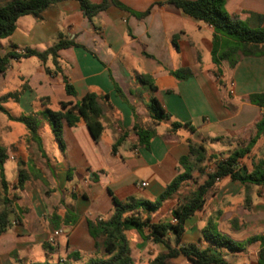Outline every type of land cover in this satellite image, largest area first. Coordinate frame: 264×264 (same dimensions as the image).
I'll list each match as a JSON object with an SVG mask.
<instances>
[{"label": "crops", "instance_id": "crops-1", "mask_svg": "<svg viewBox=\"0 0 264 264\" xmlns=\"http://www.w3.org/2000/svg\"><path fill=\"white\" fill-rule=\"evenodd\" d=\"M116 1L130 11L109 4L91 20L78 1H59L39 19L20 17L12 35L0 39V56L22 55L26 49L43 52L60 37L78 45L57 52V67L51 57L45 62L34 56L12 58L0 74V92L16 83L0 97L25 87L17 102L9 101L5 108L13 116L33 115L39 125L35 140L27 129L15 142L5 143L0 134L7 182L3 190L0 179V212L7 210L8 220L0 234V264L32 262L30 254L36 248L46 255L56 254L57 260H64L70 252L92 254L94 240L87 221L107 220L113 212V198L121 203L154 201L182 172L179 159L187 155L188 143L202 145V174L193 171L172 198L148 214L151 223L172 222V208L191 197L217 162L248 146L257 134L264 99L258 105L251 96L264 94V54L249 57L236 52L214 64L211 26L188 17L170 5V0ZM224 9L246 28L264 30V0H225ZM147 10L141 19L133 14ZM233 45L219 37L216 57ZM181 69L188 72L181 78L172 75ZM65 82L72 87V95L66 93ZM87 93L108 97L107 103L98 102L103 130L95 140L83 124L64 126L62 151L50 128L41 131L35 109L56 111L60 103L74 105ZM152 99L168 115L166 121H153ZM8 103L19 113L14 114ZM173 122L189 124L192 129L184 126L173 132ZM137 128L149 131L147 146L138 144ZM17 149L19 157L13 154ZM254 164L264 170V132L237 168L249 173ZM20 171L26 175L21 186ZM204 200L203 208L185 220L176 248L192 245L209 249L212 256L228 264H259V249L264 247L261 187L224 177ZM54 231L60 234L49 244L47 238ZM205 231L220 234L241 250L214 246L204 237ZM125 234L127 239L134 235V241L128 239L132 260L136 255L145 262L165 251L164 244L143 240L133 230ZM164 241L173 246L170 233ZM44 244L50 250H44ZM170 263L190 264L182 255Z\"/></svg>", "mask_w": 264, "mask_h": 264}, {"label": "trees", "instance_id": "trees-1", "mask_svg": "<svg viewBox=\"0 0 264 264\" xmlns=\"http://www.w3.org/2000/svg\"><path fill=\"white\" fill-rule=\"evenodd\" d=\"M63 0H5L0 3V39L8 38L16 29V22L22 16H33L40 18L41 13L47 8L54 6ZM80 5V10L84 16L91 20L97 13L105 10L109 4H112L122 10L130 11L127 7L116 0H101L100 4H91L87 0H76ZM225 0H170L169 4L179 9L182 13L197 21L212 27L213 50L212 61L214 64L230 55L240 52L244 56L257 57L264 54V30L248 29L226 13L224 9ZM149 10L143 13H133L138 19L145 17ZM219 37L226 38L233 42V47L228 48L218 58L215 55V47L219 41ZM78 47L74 41L59 38L58 42L47 48L43 52H36L26 49L22 55L9 53L0 56V74L7 68L9 60L12 58H24L34 56L41 62H45L47 57H51L54 66L58 65L57 52L60 49ZM187 69H181L172 72L176 78H181L187 73ZM22 86L19 90L7 93L0 97V114H4L8 120L21 123L28 131L32 140L37 139L38 121L33 115L13 116L5 104L9 101L17 102L20 94L24 91ZM65 91L68 95H72V87L65 82ZM119 95L120 93L117 92ZM121 97V95H120ZM264 94H256L251 96V101L261 105ZM99 100L108 101L107 95L97 96L93 93H87L79 102L74 105L69 103H60L56 111L47 109L46 116L50 122V128L54 139L56 140L60 150H65L63 140V128L74 127L78 124L86 126L93 139H98L103 127L100 123L101 109ZM150 110L153 114V121H166L168 115L164 112L157 100L152 99ZM189 127V124L171 123V131H176L180 127ZM257 134L251 140L248 146L236 149L225 161L217 162L211 173L206 175L204 182L199 185L193 192L191 197L182 203H177L171 210L172 219L176 222L169 223H151L148 214L158 210L161 205L172 198L178 191L180 186L187 180L191 179L193 171L202 174L205 168V150L202 145L188 143L186 156L179 159L182 172L178 173L171 182L164 188L160 195L152 202H130L121 203L113 198L112 215L105 221L95 220L87 221V229L90 237L94 240V252L92 254H81L79 252H70L64 260L58 259L55 263H30V264H133L131 257V248L126 237V231L133 230L139 234L143 240L153 243H162L165 251L157 254L155 257L147 261V264H171L170 261L182 255L186 257L190 264H228L225 261L212 256L209 249H199L196 246H184L176 248L180 244L181 236L184 231V222L186 219L200 211L205 203V196L212 188L214 183L224 177H229L232 181L241 184H253L260 186L264 191V170L258 165H253V169L249 173L241 172L237 168L238 163L250 151L251 146L264 132V116L257 124ZM138 144L147 146L149 139V131L137 128ZM117 142L112 146V150L118 145ZM6 159L5 151L0 143V179L3 190H6L7 182L3 174V163ZM26 178L24 172L20 171L18 175V185L21 186ZM8 204L7 200H4ZM143 212V213H142ZM55 226L54 218L51 219ZM8 226L7 210L0 212V234L3 233ZM173 236V246L164 239L168 234ZM204 237L216 247H223L230 251H240L241 246L233 243L229 239L218 233L204 232ZM43 249L50 250L46 244ZM259 264H264V247L261 246L258 253ZM24 264V263H23Z\"/></svg>", "mask_w": 264, "mask_h": 264}, {"label": "rangeland", "instance_id": "rangeland-1", "mask_svg": "<svg viewBox=\"0 0 264 264\" xmlns=\"http://www.w3.org/2000/svg\"><path fill=\"white\" fill-rule=\"evenodd\" d=\"M1 2H2V0H0V3ZM1 40H5V39H1ZM160 83H162V82H160ZM15 84H12L11 83L10 84L11 86L8 85V86H5L4 88H2V90L0 92V95H2L3 93H6L7 91H10V90L14 89L16 87ZM7 107L9 109H11V111L14 114H18L19 113L18 110L14 107V104L13 103H8L7 104ZM52 109H55V108H52ZM35 111H36V114H37L38 119L40 121L41 131L44 132V129L50 128L49 119L46 116L45 112H42L40 110V108L39 109L36 108ZM7 128H9L10 130L9 131L6 130ZM25 133H26V128H25V126L23 124H21V123H11V122H8V121H6L5 116L3 114H0V134H1V137H2V139H3V141L5 143L6 142H8V143L9 142H15L19 136H22ZM56 145H57V143H56ZM48 149H49V146H48ZM19 150L20 149H17V151L13 152V154L16 157H19L20 156V151ZM128 239H130L131 241L132 240L134 241V235H130L129 234ZM30 255H31L32 262H23L24 264H30V263H45V262L55 263V262H57V255L56 254H47L46 255V252H44L40 248L34 249V251L31 252ZM142 257H146V253H143L142 254ZM133 258H134L133 264H147V261L141 262L140 260H138L136 258V255L133 256ZM23 263H19V264H23Z\"/></svg>", "mask_w": 264, "mask_h": 264}, {"label": "built area", "instance_id": "built-area-1", "mask_svg": "<svg viewBox=\"0 0 264 264\" xmlns=\"http://www.w3.org/2000/svg\"><path fill=\"white\" fill-rule=\"evenodd\" d=\"M142 186H144V183L141 184ZM172 222H176L175 219H172ZM60 234V231H54L51 233V235L47 238V243L51 244L54 242V239Z\"/></svg>", "mask_w": 264, "mask_h": 264}]
</instances>
